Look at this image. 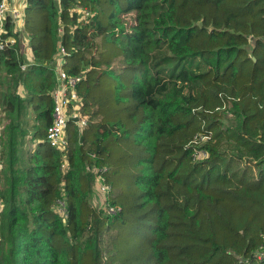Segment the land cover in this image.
Returning <instances> with one entry per match:
<instances>
[{
  "label": "trees",
  "instance_id": "trees-1",
  "mask_svg": "<svg viewBox=\"0 0 264 264\" xmlns=\"http://www.w3.org/2000/svg\"><path fill=\"white\" fill-rule=\"evenodd\" d=\"M26 1L35 64L0 50V264H264V0ZM60 45L88 117L65 153L47 142ZM26 124L40 143L23 162ZM96 175L120 211L91 223Z\"/></svg>",
  "mask_w": 264,
  "mask_h": 264
},
{
  "label": "built area",
  "instance_id": "built-area-1",
  "mask_svg": "<svg viewBox=\"0 0 264 264\" xmlns=\"http://www.w3.org/2000/svg\"><path fill=\"white\" fill-rule=\"evenodd\" d=\"M90 16L89 13H83L82 20H86ZM10 18L12 23L19 25L23 18L22 12L14 7L10 0H1L0 2V50L8 48L9 45L15 44L16 40L13 38H5V23ZM70 54L67 52L63 45L59 46L58 54L55 58L53 70L55 71L58 82L55 90L52 92L53 99V112H52V123L47 130V142L50 147L58 150L61 153H65L69 147L68 140V125L70 122H74L76 126L82 130L88 124V117L83 115L82 99L79 95V85L84 81L85 75L72 76L69 75L65 69L67 64V58ZM76 121H73V120ZM1 121V114H0ZM2 132V125L0 124V134ZM68 167L67 161L64 162L62 168L66 170ZM3 171V161L0 158V176ZM94 174H97L98 169H92ZM2 185L0 183V224L2 214L4 211V205L1 198ZM94 197H102L104 195L105 201L102 207V211L108 215L115 216L120 210L116 207H112L108 201V194L110 187L104 183V178L101 175H96ZM101 203V204H102ZM56 213H58L64 220L67 219V206L65 201H58V205L55 206Z\"/></svg>",
  "mask_w": 264,
  "mask_h": 264
},
{
  "label": "crops",
  "instance_id": "crops-1",
  "mask_svg": "<svg viewBox=\"0 0 264 264\" xmlns=\"http://www.w3.org/2000/svg\"><path fill=\"white\" fill-rule=\"evenodd\" d=\"M59 1L60 0H56V3L59 4ZM10 3L14 7L18 8L23 14V18L21 20V23L16 26L14 32L17 35V39H18V42H15V44H18V47H19V53L18 54H19L20 59L22 61V70L25 71L30 66L35 64V58L33 55L32 48H31L30 38H29V35L27 34V32L25 30V23H24V18H25L24 15H25L26 7H27V1L26 0H10ZM14 39L17 41L16 38H14ZM51 68L53 69L52 64H51ZM55 75H56V73H55ZM57 82H58V78L56 75L55 88L57 86ZM18 91L21 94L22 98L26 97L27 92L23 86L19 87ZM29 113H30V115L28 118L31 120V124H33L34 115H33L32 109H29ZM1 121H2V115H1ZM0 124L2 125V123H0ZM26 125L28 126V124H26ZM26 129L29 130L30 134H26L25 137H23L26 139H23L22 137H20V141H19V144H20L19 151H20L21 156L23 157V159H22L23 162H25V158L27 156H29L30 154H32L33 152L36 151V148H37L38 144L40 143V141L35 138L34 129L30 130L29 126ZM21 130H23V129H21ZM4 138L7 139V136L5 135ZM3 162H4V160H3Z\"/></svg>",
  "mask_w": 264,
  "mask_h": 264
},
{
  "label": "rangeland",
  "instance_id": "rangeland-1",
  "mask_svg": "<svg viewBox=\"0 0 264 264\" xmlns=\"http://www.w3.org/2000/svg\"><path fill=\"white\" fill-rule=\"evenodd\" d=\"M128 22H129V25H130V23L132 22V19H128ZM117 67H120V63L118 62V60L117 61H115V65H114V67H113V69H116ZM108 74V73H107ZM116 76H118V73L116 74ZM126 78H127V76H126ZM113 80L115 79L114 77L112 78ZM110 84V82L109 81H107V83H105L104 84V88H105V86H107V85H109ZM30 130H33V128H30ZM23 132H26V134H30L29 133V130H27V129H24V130H22ZM23 139H26V138H23ZM3 140H6L5 138H3L2 139V142L0 141V149H1V151H3V150H5L4 149V142H3ZM205 156L204 155H202V154H199L198 155V158H201V159H203ZM95 188V183H94V187H93V189ZM105 201V198H104V195L102 196V197H97V199L94 197V194H93V197L91 196L90 197V203L87 205V206H85L84 207V216H83V218H84V220H86L87 219V217H88V215L93 211V213H95V214H98V215H101V214H99L98 213V211L99 212H101L100 210H102V207H103V205H104V203H102V202H104ZM102 203V204H101ZM92 213V214H93ZM138 216H141L140 214H138V215H136V218L135 219H137V217ZM91 216H89L88 217V221L89 222H91V223H93L94 221H95V219H91L90 218ZM101 217H105V215H101ZM98 219V218H97ZM152 223H153V220H152ZM120 224L122 225V227L124 228V229H126V230H130V232L132 233V235H134L135 234V230H136V235H135V238H134V240H133V244L134 245H141V246H143L146 250L148 249V247H150L149 246V238H148V235H150L151 236V233H147V231L146 230H144L143 229V224H139L138 226H137V224L135 223V222H131V223H129V222H126V223H124L123 224V222H120ZM146 235H145V234ZM148 234V235H147ZM92 234L91 233H89V232H87L86 233V238H89L90 236H91ZM119 237V235H118V230L117 229H112L111 231H110V233L107 235V238H108V242L109 243H112V244H109L108 243V246H109V251L111 252V254H113V252H115L116 251V247H117V244L116 243H120L122 240H123V242H125V240L123 239V238H118ZM118 238V239H117ZM117 239V240H116ZM110 254V255H111ZM117 254H115L113 257H111L110 258V260L109 261H107V262H110V264H118V260H117Z\"/></svg>",
  "mask_w": 264,
  "mask_h": 264
},
{
  "label": "water",
  "instance_id": "water-1",
  "mask_svg": "<svg viewBox=\"0 0 264 264\" xmlns=\"http://www.w3.org/2000/svg\"><path fill=\"white\" fill-rule=\"evenodd\" d=\"M73 120V119H72ZM73 121H76V120H73Z\"/></svg>",
  "mask_w": 264,
  "mask_h": 264
}]
</instances>
